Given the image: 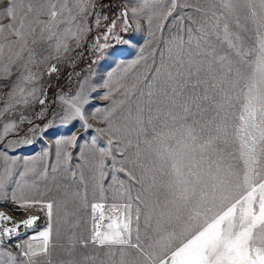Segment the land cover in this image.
<instances>
[{"label":"snow or ice","instance_id":"snow-or-ice-1","mask_svg":"<svg viewBox=\"0 0 264 264\" xmlns=\"http://www.w3.org/2000/svg\"><path fill=\"white\" fill-rule=\"evenodd\" d=\"M101 27L115 70L49 101ZM37 134L55 163L0 154V264H264V0H0V137Z\"/></svg>","mask_w":264,"mask_h":264},{"label":"rangeland","instance_id":"rangeland-1","mask_svg":"<svg viewBox=\"0 0 264 264\" xmlns=\"http://www.w3.org/2000/svg\"><path fill=\"white\" fill-rule=\"evenodd\" d=\"M125 3H128V6H132L136 3V0H103V8L104 13L108 16L109 21L114 18L115 15H117L120 11V9L125 5ZM107 23V22H104ZM143 24V22H141ZM103 27L100 29H94L93 33L90 34L89 37V44L86 47L84 54L82 58H79L75 61L74 65H60L59 66V72L54 73L52 75L51 84L52 87L48 90V100L54 101L56 96L60 94L61 91L66 93H72L76 90V84L80 77H85L89 85L95 83V79L98 74L105 73L106 71H112L115 70V68H109L110 61L108 63L104 62V58L100 57L98 54H93L90 51L91 48V36L96 35L103 32ZM131 34V33H129ZM144 40L136 46L134 50L127 56L125 60L119 61V63H127L132 59H135L139 54V49L141 47H146L147 43V33H143ZM114 44V41H110ZM96 61L93 63V61ZM97 88L99 86L97 85ZM108 102L103 100L100 96H96L94 100H90V104L86 106V110L88 108H91L92 105H95V108L103 109L105 105H107ZM95 108L92 110L94 111ZM55 127L59 128L58 135L60 137H64L68 134L69 130L75 132L77 135H80L84 133V130L79 126L76 125L75 128H65L60 125L59 121H56ZM92 135H97L94 131L92 132ZM85 140H90V136L87 134L84 135ZM83 141H78V144L82 147ZM103 139H101L100 144L103 146ZM45 145L48 146V148H45ZM55 140L50 135L48 137L44 138V142H39V134H37L36 137H34V144L32 145H24L23 147L17 146L13 148L12 141L9 140L7 144L3 143L2 137H0V154L7 151V155L9 159H15L17 161H20L22 159H33V158H39L41 153L43 151L51 150V157L48 159L47 163L53 164L55 163L54 160V154H55ZM73 153V165H75L78 162V153L77 149L71 150ZM3 162V156L0 155V163ZM108 180L106 179L104 181L105 185L107 186ZM111 196L109 194V199L105 201L106 205H110L112 203ZM4 211L9 212V214H13L12 208L9 206L7 208H4ZM106 214H111L107 213ZM16 217H20L17 215ZM90 223V222H89Z\"/></svg>","mask_w":264,"mask_h":264},{"label":"bare ground","instance_id":"bare-ground-1","mask_svg":"<svg viewBox=\"0 0 264 264\" xmlns=\"http://www.w3.org/2000/svg\"><path fill=\"white\" fill-rule=\"evenodd\" d=\"M11 207V206H10ZM0 210H4V208H0ZM17 219H20L21 217H16Z\"/></svg>","mask_w":264,"mask_h":264}]
</instances>
